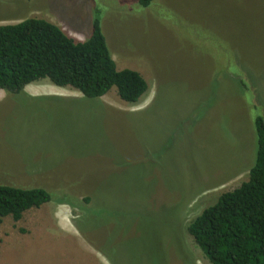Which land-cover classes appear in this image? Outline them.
Masks as SVG:
<instances>
[{"label": "rangeland", "instance_id": "374dc122", "mask_svg": "<svg viewBox=\"0 0 264 264\" xmlns=\"http://www.w3.org/2000/svg\"><path fill=\"white\" fill-rule=\"evenodd\" d=\"M137 103L48 80L0 96V185L52 201L0 225V264H211L188 232L249 179L264 118V0H0L86 41L95 17ZM88 200V202H87Z\"/></svg>", "mask_w": 264, "mask_h": 264}, {"label": "trees", "instance_id": "16d2710c", "mask_svg": "<svg viewBox=\"0 0 264 264\" xmlns=\"http://www.w3.org/2000/svg\"><path fill=\"white\" fill-rule=\"evenodd\" d=\"M156 0H138L143 8ZM48 80L88 99L100 100L113 88L128 104H137L149 91L137 71L119 70L96 16L90 37L77 42L57 25L28 19L0 25V90L20 93ZM257 154L249 179L221 195L188 227V232L211 264H264V118L255 120ZM52 201L42 188L0 185V225L6 218L19 222L25 213ZM88 202V200H87Z\"/></svg>", "mask_w": 264, "mask_h": 264}, {"label": "crops", "instance_id": "0c3cea01", "mask_svg": "<svg viewBox=\"0 0 264 264\" xmlns=\"http://www.w3.org/2000/svg\"><path fill=\"white\" fill-rule=\"evenodd\" d=\"M4 91L3 90H0V96L4 95Z\"/></svg>", "mask_w": 264, "mask_h": 264}]
</instances>
